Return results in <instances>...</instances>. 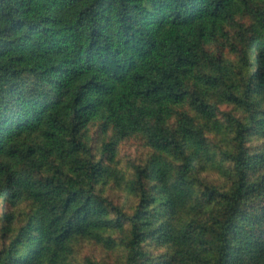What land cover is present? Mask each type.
I'll list each match as a JSON object with an SVG mask.
<instances>
[{"label":"trees","instance_id":"obj_1","mask_svg":"<svg viewBox=\"0 0 264 264\" xmlns=\"http://www.w3.org/2000/svg\"><path fill=\"white\" fill-rule=\"evenodd\" d=\"M0 205V264H264V0H0Z\"/></svg>","mask_w":264,"mask_h":264},{"label":"rangeland","instance_id":"obj_2","mask_svg":"<svg viewBox=\"0 0 264 264\" xmlns=\"http://www.w3.org/2000/svg\"><path fill=\"white\" fill-rule=\"evenodd\" d=\"M227 109V107H224ZM96 129L95 125L90 126V133H94ZM150 149L142 144L137 138H127L124 139L117 148V156L116 162L117 165L123 170H128L129 166L132 162L140 163L142 162L146 156L148 155ZM110 195H114V193L106 190ZM121 195V193H120ZM1 212V205H0ZM81 255H100V252L97 248L92 247L91 245L85 244L80 247Z\"/></svg>","mask_w":264,"mask_h":264}]
</instances>
